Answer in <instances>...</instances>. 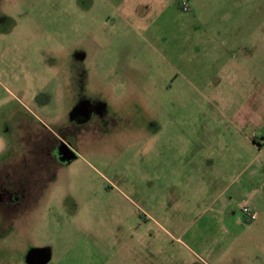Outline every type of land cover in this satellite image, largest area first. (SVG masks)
<instances>
[{"label":"rangeland","instance_id":"374dc122","mask_svg":"<svg viewBox=\"0 0 264 264\" xmlns=\"http://www.w3.org/2000/svg\"><path fill=\"white\" fill-rule=\"evenodd\" d=\"M179 3L0 0V161L85 122L30 213L0 211V264H264L241 213L264 195V0Z\"/></svg>","mask_w":264,"mask_h":264},{"label":"flooded vegetation","instance_id":"af4514ba","mask_svg":"<svg viewBox=\"0 0 264 264\" xmlns=\"http://www.w3.org/2000/svg\"><path fill=\"white\" fill-rule=\"evenodd\" d=\"M46 95L37 96L39 104V98ZM45 107L40 105L41 110ZM80 121H75L74 128L68 131L57 125L53 130L40 121L33 137L36 145L27 144L21 161H0V211L11 214L14 219L27 211L30 213V199L43 195L47 181L77 157L76 140L85 126V122Z\"/></svg>","mask_w":264,"mask_h":264},{"label":"crops","instance_id":"0c3cea01","mask_svg":"<svg viewBox=\"0 0 264 264\" xmlns=\"http://www.w3.org/2000/svg\"><path fill=\"white\" fill-rule=\"evenodd\" d=\"M199 1V0H190L192 6L195 8L196 11L199 10V7L197 6L196 2ZM251 2H255L256 0H250ZM255 12H252L251 14H249L246 18L250 20V22L253 23V20H255ZM248 21V20H247ZM240 24H235V28L232 29V28H224L222 30L219 31V33L216 34V36L221 39V42H217L219 44V51L223 52L225 54V52H229L233 47H235L237 44L238 45H241L242 44V37L243 36H251L252 35V31H249L246 29V32L245 31H238L237 29L240 27L242 28L243 25H242V22H241V19H240ZM253 26V24H252ZM245 33V35H243ZM233 36H235L234 38H232ZM227 37L229 38H232L230 40L227 39ZM242 48V51H243V47L241 46ZM240 66L243 65V63H239ZM256 139V137H255ZM264 142V140H263ZM260 146V145H259ZM261 146H262V143H261ZM264 184V183H263ZM255 194L258 195V193L255 191ZM217 199H219L222 203H223V213H226V210H227V207H226V204H227V201L226 199L224 198V195L222 196V194L218 195ZM207 205L209 204L210 205V202L206 203ZM248 205H250L254 210L255 212L257 213L258 215V218L256 221H259V223L262 222V219L264 217V195L263 197L261 198H257L256 195L255 196H252L251 197V200L249 201ZM209 212H211V208L208 209Z\"/></svg>","mask_w":264,"mask_h":264},{"label":"built area","instance_id":"2783aa9c","mask_svg":"<svg viewBox=\"0 0 264 264\" xmlns=\"http://www.w3.org/2000/svg\"><path fill=\"white\" fill-rule=\"evenodd\" d=\"M179 5L184 12L191 11L190 0H180ZM241 213L244 216V218L249 222H255L258 218V215L255 212V210L250 205L247 204L242 206Z\"/></svg>","mask_w":264,"mask_h":264},{"label":"trees","instance_id":"16d2710c","mask_svg":"<svg viewBox=\"0 0 264 264\" xmlns=\"http://www.w3.org/2000/svg\"><path fill=\"white\" fill-rule=\"evenodd\" d=\"M42 98H43V97L39 98V102L41 103V105H45V104H46V101H43ZM48 98H50L49 95H48ZM48 100H50V99H48ZM42 101H43V102H42ZM245 222H246V223H252V222L247 221L246 219H245Z\"/></svg>","mask_w":264,"mask_h":264}]
</instances>
